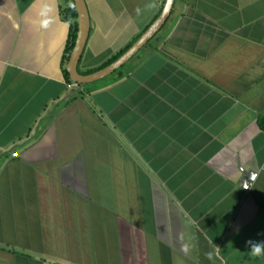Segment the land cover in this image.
Returning a JSON list of instances; mask_svg holds the SVG:
<instances>
[{"label":"crops","instance_id":"0c3cea01","mask_svg":"<svg viewBox=\"0 0 264 264\" xmlns=\"http://www.w3.org/2000/svg\"><path fill=\"white\" fill-rule=\"evenodd\" d=\"M164 1L85 0L78 71ZM68 5L0 0V264H264V0H174L86 84L64 74Z\"/></svg>","mask_w":264,"mask_h":264},{"label":"water","instance_id":"95a60500","mask_svg":"<svg viewBox=\"0 0 264 264\" xmlns=\"http://www.w3.org/2000/svg\"><path fill=\"white\" fill-rule=\"evenodd\" d=\"M76 8L77 17V33L74 46L69 55L66 68L69 72L70 78L76 83L86 84L96 79H100L107 76L116 69H119L127 60L135 55L147 42L151 39L165 23L166 19L171 13L174 0H165L162 6V10L154 21L143 31V33L134 41V43L123 52L116 60L108 64L107 66L88 73L81 74L78 71V63L84 51L89 36L91 22L89 18L88 7L85 0H73ZM253 174L247 173L246 178L252 179Z\"/></svg>","mask_w":264,"mask_h":264},{"label":"trees","instance_id":"16d2710c","mask_svg":"<svg viewBox=\"0 0 264 264\" xmlns=\"http://www.w3.org/2000/svg\"><path fill=\"white\" fill-rule=\"evenodd\" d=\"M67 1H69V5L61 9L62 18L69 23V34L67 37V43H66V47H65V56H64L65 62H67L69 59V55H70L72 48L74 46L75 39H76V33H77V24H76L77 12H76V8H75V5L73 3V0H67ZM142 33L143 32H141L137 36H135V38L129 44H127L124 48H122L117 53H115L113 56H111L104 63H102L101 65H99L96 68L82 72V74H88V73L97 71V70L107 66L108 64H110L114 60H116L123 52H125L134 43V41H136V39ZM64 74H65L66 78L69 80V73H68L66 68H64ZM260 124H261V127L264 128V118L261 119Z\"/></svg>","mask_w":264,"mask_h":264},{"label":"clouds","instance_id":"9594fccd","mask_svg":"<svg viewBox=\"0 0 264 264\" xmlns=\"http://www.w3.org/2000/svg\"><path fill=\"white\" fill-rule=\"evenodd\" d=\"M247 253L250 257L264 256V241H246Z\"/></svg>","mask_w":264,"mask_h":264},{"label":"built area","instance_id":"2783aa9c","mask_svg":"<svg viewBox=\"0 0 264 264\" xmlns=\"http://www.w3.org/2000/svg\"><path fill=\"white\" fill-rule=\"evenodd\" d=\"M17 154H18L17 152H14V153H13V156H17Z\"/></svg>","mask_w":264,"mask_h":264}]
</instances>
